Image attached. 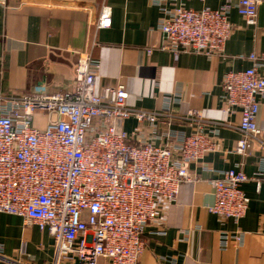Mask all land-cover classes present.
Listing matches in <instances>:
<instances>
[{"label": "built area", "instance_id": "1", "mask_svg": "<svg viewBox=\"0 0 264 264\" xmlns=\"http://www.w3.org/2000/svg\"><path fill=\"white\" fill-rule=\"evenodd\" d=\"M260 1L227 0L219 9L196 10L154 0L164 13L161 48L176 57L181 52L222 56L233 31L231 10L254 25ZM111 24L112 8L105 4L98 27ZM250 58V68L229 71L222 80L228 109L241 112L239 153L250 147V140L264 145L257 124L264 63L256 54ZM99 66L90 56L80 58L73 85L65 92H0V212L47 231L60 250L78 257V264H97L101 257L108 264H138L145 226L183 183L197 178L188 165L217 149L218 133L207 131L201 113L179 114L175 98L150 110L129 103L124 83L99 91ZM130 119L137 122L134 132L125 127ZM182 121H193L195 132L177 129ZM247 179L233 168L211 179L215 202L209 210L221 219L243 218L249 198L241 186ZM243 237L224 234L222 243L226 246L232 238L240 243ZM0 264L19 263L0 245Z\"/></svg>", "mask_w": 264, "mask_h": 264}, {"label": "crops", "instance_id": "2", "mask_svg": "<svg viewBox=\"0 0 264 264\" xmlns=\"http://www.w3.org/2000/svg\"><path fill=\"white\" fill-rule=\"evenodd\" d=\"M173 1L196 10L219 9L227 2ZM105 4L112 8V24L100 28ZM163 17L154 0H0V92H65L73 85L78 60L90 56L100 63L99 91L121 82L132 106L157 110L172 97L179 114L201 113L207 131L217 130L218 147L188 165L197 178L183 183L174 199L160 205L157 219L145 226V250L138 264H264V145L250 140L244 153L235 151L242 137L237 128L241 112L228 109L222 88L227 72L253 65L251 54L264 63V0L254 25L231 10L232 34L223 55L214 58L193 52L176 57L162 49ZM260 72L264 75V64ZM257 124L264 135V97ZM125 127L134 132L136 120ZM175 127L186 133L196 130L193 121ZM232 168L248 176L241 187L249 207L238 222L209 210L215 202L210 180ZM237 233L244 234L242 242L232 238L223 245L224 234ZM0 245L19 264L79 263L47 231L15 214L0 212ZM97 264L108 261L101 257Z\"/></svg>", "mask_w": 264, "mask_h": 264}]
</instances>
